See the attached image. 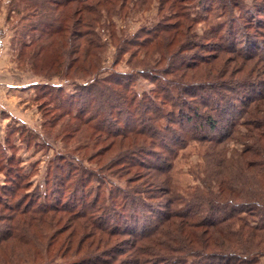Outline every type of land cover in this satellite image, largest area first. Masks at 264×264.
I'll use <instances>...</instances> for the list:
<instances>
[{
  "label": "trees",
  "instance_id": "obj_1",
  "mask_svg": "<svg viewBox=\"0 0 264 264\" xmlns=\"http://www.w3.org/2000/svg\"><path fill=\"white\" fill-rule=\"evenodd\" d=\"M148 1L9 2V13L19 17L12 46L20 66L46 80L82 82L71 94L60 85H36L58 106L55 116L74 123L72 133L88 130V141L97 133L106 145L80 154L94 167L76 165L65 153L68 159L52 165L44 198L28 192L30 178L15 157L1 156L0 211L11 214L0 215L7 224L0 244L35 225L48 231L38 252L52 254L37 258L39 264H260L264 1L253 13L243 0H211L229 16L240 14L202 40L188 0H160V10L169 12L132 37L110 20ZM108 41L116 49L113 66L128 54L130 71L101 78ZM140 77L154 85L141 95ZM191 141L204 148V176L199 186L182 189L172 174Z\"/></svg>",
  "mask_w": 264,
  "mask_h": 264
},
{
  "label": "rangeland",
  "instance_id": "obj_2",
  "mask_svg": "<svg viewBox=\"0 0 264 264\" xmlns=\"http://www.w3.org/2000/svg\"><path fill=\"white\" fill-rule=\"evenodd\" d=\"M10 1L0 0V160L1 156L15 157L16 162L21 163L20 167L30 178L31 187L28 192L41 195L44 198L49 192L50 185L47 184V181L51 179L50 170L54 171L52 165L61 162L62 158L68 159V155L65 153L69 151L74 155H71L74 159H70L76 165L94 167L80 154H84L85 151L86 155L90 156L91 153L106 144L102 140L96 141L97 133H94L88 141L87 137L91 135L88 130L87 132L81 130L80 134L72 133L68 126L75 127L74 123L68 117L62 119L59 115L55 116L60 113L53 109L56 103L52 101L50 94H39L42 86L36 85V83L60 85L65 93L71 94L82 82L56 78L46 80L34 75L29 69L23 68V64L20 66L16 60L17 50L12 46L14 34L20 30L19 17L17 13H9ZM188 1V7L186 6L185 9L190 11L194 19L192 27L200 40L207 32H212L211 30L220 25H225L229 18H239L238 10L235 9L232 16H229V11L225 10V6H218L219 2L214 3L211 0ZM260 1L264 0H243L242 5L247 11L254 13L253 8L255 9V5ZM221 2L223 5L227 4L224 0ZM159 3L160 0H151L148 4L138 5L127 16H113L110 20L115 23L118 31H124L125 36L132 37L143 28H154L160 22L162 15L169 12L167 8L161 11ZM202 7H207V11H203ZM108 19L107 15H104L103 21L107 22ZM101 33L106 39L108 32L101 29ZM51 55L46 57L47 62L52 60ZM102 56L104 70L101 78L108 76L114 70L130 71L127 65L128 54L122 58L118 66H113L116 49L110 41L106 42ZM137 84L139 95L144 92L148 93L154 87L151 81L143 77L138 78ZM56 107L58 106L56 105ZM88 145H91V148L86 149ZM230 147L240 149L241 145L230 144ZM77 149H80V152L76 151ZM203 154V146L195 141H191L186 148L178 153L172 176L173 181L182 189L199 186L200 180L204 176L202 172ZM5 179L4 172H0L1 185ZM110 183L117 185L118 181L112 179ZM109 188L112 189V186L109 185ZM24 193L25 191L22 190L18 197ZM17 200L16 198L13 201ZM3 214L10 215L11 213L0 211V215ZM0 223V230L3 229L2 227L5 230L6 222ZM41 233L44 235L48 231L32 225L26 232L23 230L22 234L18 233L14 240L5 238L0 244V264H39L37 258L40 256H45L44 254L52 256L51 253L41 255L38 252L39 246L42 243H47L41 239ZM59 261L61 259L57 260V262ZM260 261V264H264V258H261Z\"/></svg>",
  "mask_w": 264,
  "mask_h": 264
}]
</instances>
